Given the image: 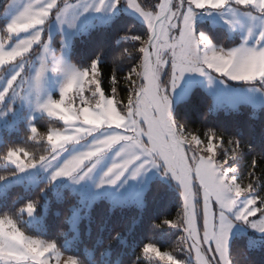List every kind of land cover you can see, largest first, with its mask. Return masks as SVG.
Listing matches in <instances>:
<instances>
[{
    "label": "snow or ice",
    "instance_id": "obj_1",
    "mask_svg": "<svg viewBox=\"0 0 264 264\" xmlns=\"http://www.w3.org/2000/svg\"><path fill=\"white\" fill-rule=\"evenodd\" d=\"M56 3L57 0H32L23 6L5 27L8 38L44 25ZM104 3L105 0H100V6ZM119 3L120 0H114L113 7ZM181 3L184 10L180 7L174 9L172 0H155L154 9H145L141 0H127L128 6L144 17L148 31L143 38L134 37L140 40V58L123 77L127 85L126 96L117 99L120 81L116 77H113L111 95L105 94L101 70L96 61L84 69L75 66L67 68L68 78L60 99H49L41 107L49 116L58 117L66 125L81 126L71 132L50 130L47 133L51 146L48 155L36 159L24 148H12L8 150L6 159L21 170L31 168L38 162L55 159L60 149L76 142L81 134H90L98 127H114L121 134L99 140L92 149L73 156L54 173L52 179L72 175L86 162L101 156L113 145L124 142L125 147L118 153L124 158L108 169L106 176L110 175L111 179L106 182L116 183L134 163H139L136 168L138 173L145 164L155 166L162 162L166 172L179 182L183 197L177 218L165 223L182 227L183 246L194 257L195 264H230L227 242L232 221L227 213L232 212L238 197L254 192L256 161H252L250 171L253 181L245 185L231 177L229 173L234 169L225 166L239 153V143L234 139L227 140L232 148L220 160L216 149L217 141L221 144L225 142L223 136L209 131L201 139L194 132L177 128L170 114L169 96L161 84L160 74L165 67L169 69L170 80L165 83H170L173 89L185 73L203 74L206 69L235 81H264V46H241L229 51L212 47L203 34L194 33V9L221 8L228 0H181ZM235 3L264 12V0H235ZM96 10L99 11L100 7ZM261 39H264V34ZM39 40L40 33L36 32L19 40L11 49H6L0 41V66L23 57ZM202 44L206 46V51L198 47ZM44 72L45 66L41 65L35 77L37 86ZM16 78L13 76L8 82L9 87ZM89 91L91 99L85 95ZM3 95L0 93V99ZM31 134L35 139L39 135L38 129L33 127ZM141 157H144L143 161ZM34 210V203L25 205L24 211L29 215ZM234 215L236 220L241 221L256 217L252 227L264 232V195L248 198L244 207ZM143 252L154 253L165 264H183L172 253L162 252L153 244L146 245ZM60 255L55 242L30 238L16 227L11 217L0 218V264H51V260L56 258L58 261ZM65 264H77V261L69 256Z\"/></svg>",
    "mask_w": 264,
    "mask_h": 264
},
{
    "label": "trees",
    "instance_id": "obj_2",
    "mask_svg": "<svg viewBox=\"0 0 264 264\" xmlns=\"http://www.w3.org/2000/svg\"><path fill=\"white\" fill-rule=\"evenodd\" d=\"M141 4L146 8L156 6L155 0L152 3L141 0ZM4 22L5 18L0 17L2 32H5ZM198 30L207 33L215 44L222 47L238 42V39L228 37L224 26L199 21ZM147 31L144 22L132 15L120 14L109 25L94 27L88 33L76 36L70 59L81 68L97 61L106 94L111 95L113 77H116L120 81L117 95L120 99L127 92L123 77L140 58V40L134 37L143 38ZM171 116L177 128L194 132L201 139L209 131L223 136V144L217 141L216 152L220 160L232 148L227 140L238 142L240 151L228 160V164L236 166L238 180L246 185L253 181L250 171L255 160L254 192L251 193L264 195V107L255 111L251 106L241 104L235 109L213 112L211 95L202 86H195L187 98L174 105ZM33 123L39 133L35 139L25 121L18 129L4 131L0 162L12 148H24L36 159L50 152L45 136L49 129L61 128L63 123L45 115L35 118ZM15 172L14 166L0 164V177H3L0 181ZM30 202L35 204L31 222L29 214L24 211ZM78 205L77 195L69 188L54 187L50 181L42 180L35 186L14 184L8 188L0 197V216L11 217L26 235L55 242L58 250L75 257L79 264H165L143 252L148 244L172 253L184 264H195L194 257L183 246L182 227L165 223L166 220H175L181 211L183 202L179 183L153 178L144 193L143 207L112 205L109 200L101 198L73 230L70 216ZM230 258L232 264H264V244L250 248L246 234L236 235L231 242Z\"/></svg>",
    "mask_w": 264,
    "mask_h": 264
},
{
    "label": "rangeland",
    "instance_id": "obj_3",
    "mask_svg": "<svg viewBox=\"0 0 264 264\" xmlns=\"http://www.w3.org/2000/svg\"><path fill=\"white\" fill-rule=\"evenodd\" d=\"M147 1L152 3V0ZM30 2L32 0H0V17L5 18L4 28L23 6ZM113 3L114 0H105L104 5L100 6V0H57L56 6L52 9L44 25L9 38L6 32L0 30V41L5 44L6 49L13 48L21 39L31 37L36 32L40 33V40L32 46L28 53L16 61L0 66V93H4L3 99H0V143L4 141L3 133L5 130L12 131L18 129L19 124L23 121L32 129L35 127L33 123L35 118L44 115L63 123L61 128H51L48 132L57 129L71 132L75 127L81 126L66 125L58 117L49 116L41 105L49 99H60L62 88L68 78L67 68L75 66L78 69H84L77 66L70 59L72 43L76 36L86 34L94 27L109 25L116 16L123 13L132 15L147 25L144 17L138 11L128 6L127 0H120V3L115 7H113ZM141 6L145 9H154L155 7L146 8L142 4ZM172 6L174 9L180 7L181 10H184L181 0H173ZM97 7H100L99 11L96 10ZM205 9L207 11L210 10L209 8ZM206 10L201 9L197 13L204 16L207 14ZM211 11L214 12L210 18L212 24L214 26L223 25L228 32L229 38L238 39L237 43L228 47L215 45L207 33L198 30L199 21L196 22L195 26L193 25L194 33L196 35L203 34L212 47L229 51L241 46H264V39H261V35L264 34V12L252 6L244 7L237 5L234 0H228V3L223 7L212 8ZM198 47L201 51L207 50L203 44ZM41 65L45 66V72L39 86H37L35 77ZM13 76L17 78L12 86L9 87L8 82ZM160 76L161 84L165 86L168 92L170 114H172L174 105L187 98L195 86H202L211 95L213 112L217 108H224L226 110L238 108L241 104H247L255 111L264 107V81L261 80L250 82L235 81L226 75L216 73L214 70L206 69L203 74L199 72L185 73L173 89L170 83H165L170 80L169 69L167 67L164 68ZM5 89H7L6 92ZM103 91L105 92L104 88ZM85 95L91 99L90 91L86 92ZM78 105L79 101L77 100ZM116 134L121 133L120 130L114 127L103 126L95 128L90 134H81L76 142L66 144L63 149L57 152L55 159L38 162L34 167L24 170L18 168L17 165L8 161L5 157L4 161L0 162V164L14 166L16 172L14 175L0 181V197L14 184L35 186L40 181L46 180L50 181L54 187H67L77 195L79 200V205L73 209L70 216V227L76 230L81 218L88 216L90 207L101 198L109 200L112 205L135 204L143 207L144 193L153 178L159 177L179 183L171 173L166 172L162 162L155 166L150 163L145 164L138 173L136 172V168L139 166V163H134L129 166L116 183H107L106 181L111 179L110 175L106 176L108 169L113 163H119L124 158L123 155H118V153H121V149L125 147L124 142L113 145L101 156L95 158L93 161L86 162L84 167L72 175L60 176L55 180L52 179L54 173L67 160L92 149L99 140ZM45 139L47 140V134ZM49 148L51 151L50 145ZM22 158L28 159L29 157ZM143 160L144 157H141V161ZM225 167L234 169L229 175L234 177L238 183H242L238 180L236 166L227 164ZM252 196L255 195L252 193L242 194L235 200L232 212L227 213L229 219L232 221V228L227 242L230 264H232L230 246L234 236L246 234L250 248L259 247L264 244V232L252 227V224L256 222V217H250L248 221L235 219L234 213L243 208L246 200ZM83 208H85L84 211L82 210ZM2 217L4 216H0V218ZM28 219L30 222L34 220L33 213L29 215ZM16 227L18 228L17 225ZM26 236L39 239L43 242H52L29 235ZM59 252L61 255L58 261L56 258H53L51 264H65L69 256L73 257L60 250ZM148 254L156 257L154 253L150 252ZM73 258L77 261L75 257ZM188 260H190L189 257ZM182 262L184 264V261ZM77 264H79L78 261Z\"/></svg>",
    "mask_w": 264,
    "mask_h": 264
},
{
    "label": "crops",
    "instance_id": "obj_4",
    "mask_svg": "<svg viewBox=\"0 0 264 264\" xmlns=\"http://www.w3.org/2000/svg\"><path fill=\"white\" fill-rule=\"evenodd\" d=\"M235 1V0H234ZM4 7V6H3ZM2 7V8H3ZM201 9H204V10H206L205 8H201ZM201 9H194V20H193V22H194V26H195V24H196V22H198V21H203V20H205L206 22H208V23H210L211 25H213L212 24V22L210 21L211 19V17H212V15L214 14V12H212L211 11V9L212 8H209L210 10L209 11H207V14L206 15H198V13L197 12H199V10H201ZM201 18H202V20H201ZM214 26V25H213ZM220 26H223V25H220ZM198 32H200V31H198ZM208 35V34H207ZM215 45H217V44H215ZM212 107H213V104H212ZM236 108V107H235ZM235 108H229V110L230 109H235ZM218 109H224V108H217V110ZM224 110H226V109H224Z\"/></svg>",
    "mask_w": 264,
    "mask_h": 264
},
{
    "label": "water",
    "instance_id": "obj_5",
    "mask_svg": "<svg viewBox=\"0 0 264 264\" xmlns=\"http://www.w3.org/2000/svg\"><path fill=\"white\" fill-rule=\"evenodd\" d=\"M172 3H173V0H172ZM180 189H181V186H180ZM181 196H182V189H181ZM182 202H183V197H182Z\"/></svg>",
    "mask_w": 264,
    "mask_h": 264
}]
</instances>
